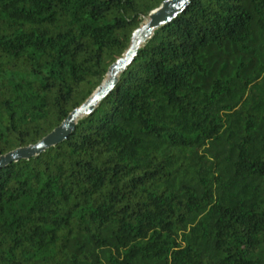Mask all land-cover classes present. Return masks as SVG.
<instances>
[{
    "label": "trees",
    "instance_id": "16d2710c",
    "mask_svg": "<svg viewBox=\"0 0 264 264\" xmlns=\"http://www.w3.org/2000/svg\"><path fill=\"white\" fill-rule=\"evenodd\" d=\"M163 1L0 0V157ZM1 165L0 264H264V0H188L65 140Z\"/></svg>",
    "mask_w": 264,
    "mask_h": 264
},
{
    "label": "water",
    "instance_id": "95a60500",
    "mask_svg": "<svg viewBox=\"0 0 264 264\" xmlns=\"http://www.w3.org/2000/svg\"><path fill=\"white\" fill-rule=\"evenodd\" d=\"M188 0H165L161 6L153 10L134 30L130 45L117 61L109 68L107 76L102 84L93 92V94L79 107L75 108L69 116L53 131L35 144L26 147H20L0 157V167L3 162L17 161L23 158L33 157L45 149L54 146L65 140L75 129L79 120L91 114L101 103L107 93L119 80L120 74L137 56L138 51L154 34V31L165 24L169 18L180 12Z\"/></svg>",
    "mask_w": 264,
    "mask_h": 264
}]
</instances>
